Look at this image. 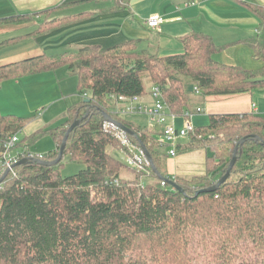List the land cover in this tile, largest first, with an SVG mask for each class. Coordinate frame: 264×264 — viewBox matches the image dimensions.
Masks as SVG:
<instances>
[{"label": "trees", "instance_id": "16d2710c", "mask_svg": "<svg viewBox=\"0 0 264 264\" xmlns=\"http://www.w3.org/2000/svg\"><path fill=\"white\" fill-rule=\"evenodd\" d=\"M250 8L262 21L261 35L248 43L263 63L258 70L217 61L220 48L199 32L184 36V52L172 56L160 57L132 39L108 49L88 45L74 53L43 54L0 66V82L66 67L79 78L83 97L68 109L65 124L39 130L17 148L50 133L57 147L41 159L54 161L69 127L88 114L70 134L64 151L85 169L63 177V159L54 166L28 163L5 179L0 188V264H264V115H210L208 125L196 128L177 146L179 154L208 150L206 175L171 178L155 134L126 121L112 99L145 97L157 86L170 110L181 116L193 112L190 88H198L204 97L264 89V9ZM87 15L43 22L29 35L0 43V50ZM31 18L19 15L0 23L24 24ZM105 115L135 132L136 137H128L148 150L161 176L150 168L156 183L144 185L146 174L113 156L112 146L123 147L105 131ZM28 121L0 113V154ZM244 138L230 178L216 191L196 196L227 173ZM29 154L25 150L22 159Z\"/></svg>", "mask_w": 264, "mask_h": 264}, {"label": "crops", "instance_id": "0c3cea01", "mask_svg": "<svg viewBox=\"0 0 264 264\" xmlns=\"http://www.w3.org/2000/svg\"><path fill=\"white\" fill-rule=\"evenodd\" d=\"M252 6L264 9V0H130L126 3L122 0H0V20L19 15L32 17L24 24L0 23V43L29 35L43 22L88 14L83 20L42 36L26 38H35L38 47L24 56L11 57L16 61L11 60L3 65L47 53L61 55L70 51L76 52L88 45H99L108 49L132 39L141 40L143 49L157 53L160 57L172 56L184 52L181 42L184 36L199 32L209 35L220 48L214 56L217 61L258 70L263 67V63L255 59L254 50L248 43L261 35L262 21L253 13L250 8ZM153 15L165 19L157 29L147 25V20ZM64 75L69 76V71ZM57 77L55 72H48L27 77L25 83L54 84L59 80ZM189 92L192 96L190 105L195 113L193 119L198 115L251 112L260 114L263 109L264 89L206 97L196 94L192 88ZM143 99L146 103L152 102L150 93ZM198 108H202L203 112L196 113ZM183 117L184 115L177 116L176 126L178 120L183 126ZM65 122L66 120L63 124ZM152 132L157 134L156 131ZM208 155V150L198 149L184 154L178 153L176 157L167 155V158L172 160L174 177H192L206 175Z\"/></svg>", "mask_w": 264, "mask_h": 264}, {"label": "rangeland", "instance_id": "374dc122", "mask_svg": "<svg viewBox=\"0 0 264 264\" xmlns=\"http://www.w3.org/2000/svg\"><path fill=\"white\" fill-rule=\"evenodd\" d=\"M1 24L8 25L9 23L7 24L3 22ZM36 47H38V42L33 38L24 39L2 48L0 50V66L5 64V62L15 60L11 57L24 56ZM72 52L74 51H70L69 53ZM47 54L50 55L51 53ZM67 72L68 69L66 67L59 68L55 71L59 80L54 84L43 82H31V85L26 84L25 78L27 77L0 82V113L29 119L26 128L18 134L20 142H23L26 138L32 136L39 130H42V128H56L63 125L66 120L67 115L65 114L67 113L68 108L79 104L83 100V97L79 92V78L77 76L64 75ZM22 79L25 80L22 81ZM262 108L260 114L264 115V102L262 103ZM124 118L126 121L131 122L136 126L150 127L149 119L145 115L131 114L125 115ZM193 124L196 128L208 125L209 115L195 116ZM177 127L179 129L182 127L180 120L177 121ZM155 136L157 140H161L160 135L155 134ZM26 142L27 143H25L24 147H19L14 151V155L28 150L33 156L44 157L57 147V141L50 133L44 134L33 142H30L29 140ZM110 151L115 158L120 159L125 163L126 156L121 150H118L116 146H112ZM162 151L167 153L166 149H162ZM167 160L166 171L169 177L174 178V168L171 164L172 160L168 158ZM62 162L64 164L61 169L63 177L76 175L85 169L83 164L73 160L70 155H65ZM131 175L132 173L129 172L128 178H132L133 176ZM141 181L144 185H148L156 183L157 180L152 177V174H148L144 176ZM202 264L207 263L202 262Z\"/></svg>", "mask_w": 264, "mask_h": 264}, {"label": "built area", "instance_id": "2783aa9c", "mask_svg": "<svg viewBox=\"0 0 264 264\" xmlns=\"http://www.w3.org/2000/svg\"><path fill=\"white\" fill-rule=\"evenodd\" d=\"M242 1L246 2L247 0ZM164 22L165 19L163 17L153 15L147 20V25L152 29H157ZM193 91L196 94H201L198 88H194ZM150 96L152 99L151 103L144 102V97L141 96H112V99L120 106L119 114L122 116L131 114L147 116L150 122L149 128L152 131H156L157 134L161 136V140H158L160 148L166 149L168 157H176L178 155L177 146L189 140L190 136L196 131V127H194L192 120L195 113L187 112L183 117V126L179 129L175 122L177 116L165 103L160 87L154 86L150 92ZM202 112V108L196 110L198 114ZM104 129L106 132H110L123 147L121 151L125 154V163L130 169L146 175L151 174V167L145 153L141 148L132 144L124 131L109 122H105ZM18 134L19 133L13 135L5 142L4 151L0 154V179L8 170L10 171L9 175L14 174L15 168L13 166L22 160L23 153H16V155H14V151L17 149V145L20 142ZM28 157L42 158L31 154L25 158ZM3 183L0 184V188ZM165 184V182H162L163 186H165Z\"/></svg>", "mask_w": 264, "mask_h": 264}, {"label": "water", "instance_id": "95a60500", "mask_svg": "<svg viewBox=\"0 0 264 264\" xmlns=\"http://www.w3.org/2000/svg\"><path fill=\"white\" fill-rule=\"evenodd\" d=\"M88 116V114L83 117L82 119L80 120H77L75 121L68 129L66 135H65V138H64V141H63V144L60 148V151H59V156L56 160L54 161H44V160H41V159H38V158H24L22 160H20L18 163H16L13 167L16 168V167H19L21 165H25V164H28V163H37V164H41V165H45V166H54V165H57L59 162H61V160L63 159V156H64V151L66 149V145H67V141H68V138L70 136V134L72 133V131L77 128L81 122ZM105 119L107 122L109 123H112L114 124L115 126H117L119 129H121L122 131H124L127 135H130V136H133V137H136V134L133 130L129 129L126 125H124L123 123L119 122V121H116L114 119H112L110 116L108 115H105ZM246 138H244L238 145V147L235 149V152H234V156L232 158V161L230 163V166L227 170V173L212 187L208 188V189H203V190H199L197 191L196 193V196H198L199 194L201 193H207V192H214L216 191L222 184H224L231 176L232 174V170L237 162V153H238V149L240 146H242L245 142H246ZM141 150L145 153L148 161H149V164H150V167L151 169L156 173V175H158L159 177H161L157 171V169L155 168V165L153 163V160H152V157L151 155L149 154L148 150L146 149V147L141 144L140 146ZM9 170L6 171V173L4 174V176L0 179V184H2L5 179L7 178V176L9 175ZM170 185L173 186L176 190H179L183 193H185V191L179 186L177 185V183H175L174 181H169Z\"/></svg>", "mask_w": 264, "mask_h": 264}]
</instances>
